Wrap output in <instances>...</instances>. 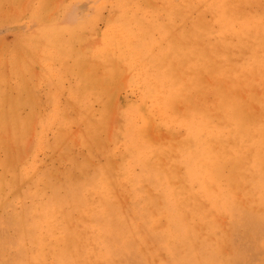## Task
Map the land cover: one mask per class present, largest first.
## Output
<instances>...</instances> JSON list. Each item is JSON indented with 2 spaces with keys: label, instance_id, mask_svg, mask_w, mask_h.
Here are the masks:
<instances>
[{
  "label": "rangeland",
  "instance_id": "1",
  "mask_svg": "<svg viewBox=\"0 0 264 264\" xmlns=\"http://www.w3.org/2000/svg\"><path fill=\"white\" fill-rule=\"evenodd\" d=\"M0 264H264V0H0Z\"/></svg>",
  "mask_w": 264,
  "mask_h": 264
},
{
  "label": "bare ground",
  "instance_id": "2",
  "mask_svg": "<svg viewBox=\"0 0 264 264\" xmlns=\"http://www.w3.org/2000/svg\"><path fill=\"white\" fill-rule=\"evenodd\" d=\"M221 2V1H220ZM204 32V31H203ZM83 63V62H82ZM101 113V112H100ZM12 184V183H11ZM34 190V189H33ZM159 227V226H158ZM34 249V248H33ZM16 259V258H15Z\"/></svg>",
  "mask_w": 264,
  "mask_h": 264
}]
</instances>
